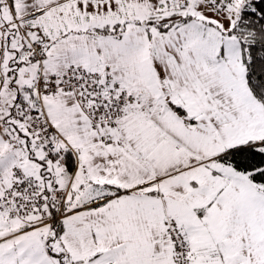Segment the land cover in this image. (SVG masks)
I'll use <instances>...</instances> for the list:
<instances>
[{"label":"snow or ice","instance_id":"obj_1","mask_svg":"<svg viewBox=\"0 0 264 264\" xmlns=\"http://www.w3.org/2000/svg\"><path fill=\"white\" fill-rule=\"evenodd\" d=\"M0 264H264V0H0Z\"/></svg>","mask_w":264,"mask_h":264}]
</instances>
